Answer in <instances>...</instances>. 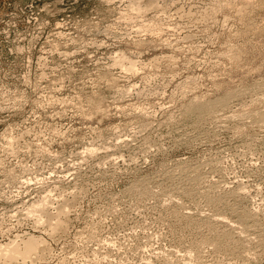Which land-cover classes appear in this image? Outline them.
Returning <instances> with one entry per match:
<instances>
[{"label":"rangeland","instance_id":"rangeland-1","mask_svg":"<svg viewBox=\"0 0 264 264\" xmlns=\"http://www.w3.org/2000/svg\"><path fill=\"white\" fill-rule=\"evenodd\" d=\"M0 264H264V0H0Z\"/></svg>","mask_w":264,"mask_h":264},{"label":"bare ground","instance_id":"bare-ground-1","mask_svg":"<svg viewBox=\"0 0 264 264\" xmlns=\"http://www.w3.org/2000/svg\"><path fill=\"white\" fill-rule=\"evenodd\" d=\"M33 243H34L33 240H28L25 243V247H24L25 252L29 251V249L32 247Z\"/></svg>","mask_w":264,"mask_h":264}]
</instances>
